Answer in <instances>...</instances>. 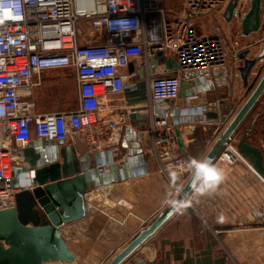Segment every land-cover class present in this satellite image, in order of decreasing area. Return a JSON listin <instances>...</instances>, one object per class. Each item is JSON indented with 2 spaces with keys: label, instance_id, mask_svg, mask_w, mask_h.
<instances>
[{
  "label": "built area",
  "instance_id": "2783aa9c",
  "mask_svg": "<svg viewBox=\"0 0 264 264\" xmlns=\"http://www.w3.org/2000/svg\"><path fill=\"white\" fill-rule=\"evenodd\" d=\"M228 2L181 0L182 11L171 17L161 0H0V209L16 206V193L24 185L16 187L13 181L27 177L24 149L31 140L81 137L96 149L108 134L130 124L134 106L149 114L147 125L139 129L140 139L149 138L150 153L160 160L161 170L191 173L189 160L178 153L171 113L185 71L196 72L192 78L215 89L219 72L241 62L243 45L204 33L195 23ZM156 13L162 18V35L151 39L147 17ZM160 52L175 58L179 70L167 72L163 58L152 64ZM113 59L115 64L108 62ZM161 63L163 69L158 68ZM54 68H69L76 75L78 104L72 110H39L36 88L42 72ZM142 68L146 99L128 103L126 85L140 80ZM128 141L124 134L110 149L126 152ZM218 159L236 162L235 144L227 143ZM97 166L100 171L108 168ZM182 188L178 185L175 194Z\"/></svg>",
  "mask_w": 264,
  "mask_h": 264
},
{
  "label": "crops",
  "instance_id": "0c3cea01",
  "mask_svg": "<svg viewBox=\"0 0 264 264\" xmlns=\"http://www.w3.org/2000/svg\"><path fill=\"white\" fill-rule=\"evenodd\" d=\"M246 2L245 8L249 7V2H240L241 5ZM211 19L213 16L210 13L199 16V30L220 34L228 43H233V36L222 31V28L209 26L208 31L204 27ZM262 20V29L250 36H243L241 26L240 31H236L243 41L242 44L237 43L243 45L244 49L253 48V55L264 50V3ZM161 35L162 32L156 38ZM238 64L241 62L236 63V66L233 64L229 69L228 79H232L234 86L232 95H229L228 86L219 85L213 98L216 100L211 103L214 110L220 109L217 106L219 102L222 110L232 108L226 123L232 119L252 89L244 87L240 77L235 75L234 70ZM158 68L163 69V64L158 65ZM41 77L42 84L36 88L35 93L40 111H68L77 107V81L71 69H47ZM52 85H55L56 92ZM199 95V100L209 96L204 92ZM47 96L52 98V102L46 105L42 99ZM68 97H73V101L66 100ZM175 105L184 109L185 99H176ZM201 115L190 112L180 114L182 121L178 126L186 153H182L180 148L178 153L188 160L204 159L226 125L213 119L204 121ZM187 117L191 120L185 121ZM249 125L253 126V130L248 140L264 148V96L243 123L240 134ZM124 134L123 127L108 134L96 149L81 137L69 138L66 143L74 144L82 154L100 150L108 152ZM231 143L235 144V141ZM150 145L146 136L142 140L145 166L141 168L143 158L138 160L136 155H132L133 175L99 185L87 192L86 216L63 227L65 236L80 239V246L87 250L85 255H78L79 264H108L134 236L173 202L177 196V186H184L192 174L170 175L163 172L160 160L150 153ZM219 155L214 163L224 170L225 178L218 188L202 195L193 189L190 192L191 200L185 204H190L194 211L184 210V205L180 206L132 257L141 256L147 264H264V179L243 158L227 163L218 159ZM125 156V151L117 152L114 160L123 162Z\"/></svg>",
  "mask_w": 264,
  "mask_h": 264
},
{
  "label": "water",
  "instance_id": "95a60500",
  "mask_svg": "<svg viewBox=\"0 0 264 264\" xmlns=\"http://www.w3.org/2000/svg\"><path fill=\"white\" fill-rule=\"evenodd\" d=\"M240 0H229L223 16L228 21L239 13ZM263 0H249V7L241 19L243 36H250L263 27L262 20ZM154 15V14H153ZM153 15L147 17V21ZM156 38V36H155ZM151 39H154L151 36ZM251 49L240 52L241 64L236 67L235 75L240 77L244 87L251 88V92L244 103L237 110L232 119L226 123L230 116V109H212L216 96L215 89L203 84L201 78H192L196 72L187 70L181 80L180 99H185L184 109L175 107L172 110L174 134L178 147L186 153L182 132L178 124L182 121L180 114L190 112L202 114L201 119H213L220 124H226L222 134L209 150L205 158L213 162L227 143L235 141L239 157L246 160L253 169L264 179V148L251 143L248 136L253 126H247L240 134V128L249 117L255 105L264 96V72L257 77L253 75L254 69L260 65V58L264 52L251 55ZM163 58L165 69L172 73L179 70L180 63L173 57L160 52L152 64H157ZM130 72L134 70L133 64L129 66ZM219 72L217 85L228 86L229 95L233 93V81ZM146 70H139L140 80L126 85L128 103L141 102L146 99ZM137 91H135V89ZM194 92L206 93L207 97L199 100V94L192 97ZM215 95V96H214ZM229 100V99H228ZM182 101V100H181ZM180 101V102H181ZM196 105H193V104ZM191 109V110H190ZM142 108L132 107L128 114L130 124L125 127L128 149L123 162L114 160L115 154L96 151L93 153H79L74 144L68 145L65 140H48L35 138L25 147V157L29 161L26 168L27 177L20 181L14 177V185L24 187L16 193V206L0 209V264H47L49 262H66L77 260L78 255H85L86 248L80 246V239H70L64 235L63 227L66 224L82 219L87 214L86 193L108 182L121 180L133 175L131 155H137L138 160L144 157V148L140 139L139 129L148 123V112H141ZM194 119V118H193ZM185 121L191 120L184 118ZM240 134V135H239ZM107 155V158L105 156ZM105 158V159H104ZM98 164H107L105 171H100ZM194 189L192 174L184 184L182 191L177 194L173 202L161 211L150 224L134 236L130 242L117 253L108 264H147L141 256L133 253L178 209L184 205V210L194 211L186 203V196ZM4 241V243H3Z\"/></svg>",
  "mask_w": 264,
  "mask_h": 264
},
{
  "label": "rangeland",
  "instance_id": "374dc122",
  "mask_svg": "<svg viewBox=\"0 0 264 264\" xmlns=\"http://www.w3.org/2000/svg\"><path fill=\"white\" fill-rule=\"evenodd\" d=\"M249 2V0H246ZM264 3V2H263ZM161 4L163 5V7L165 8L166 12L168 15H170L171 17L178 15V13H180L182 11V5H181V0H161ZM247 5V2L244 4H242L239 7V13L231 20V22H228L224 16H223V11L224 8H219L214 10L213 12H211L210 14L213 16V19L210 20V22L205 23L204 27H207L206 29L208 30L209 26H212L214 28H222V31L225 30V32H227L229 35L233 36L231 37L233 42H239V44H242V39H240L239 37V32L240 31V26H241V19L242 16L245 14V12L247 11L248 7L245 8ZM153 19H150L149 21H147V29H148V35L151 38V36L154 37L159 35L161 33V28H162V18L160 17L159 13H156L152 16ZM212 18V17H211ZM196 26L199 27L200 24H198L197 19L195 21ZM228 28V29H226ZM209 31V30H208ZM237 31V32H236ZM227 35V34H226ZM237 35V37H236ZM225 38L227 39V37L225 36ZM52 89L56 92V87L55 85H52ZM73 97H68L66 100L68 101H73ZM42 102H44V104H49L52 102V98L51 97H44L42 99ZM58 100H55V103H57ZM233 103V102H232ZM235 101L233 103V105L235 106ZM39 107V106H38ZM224 125V124H221ZM4 243V241H3ZM79 260H72V261H66V262H49L47 264H79L78 262Z\"/></svg>",
  "mask_w": 264,
  "mask_h": 264
},
{
  "label": "clouds",
  "instance_id": "9594fccd",
  "mask_svg": "<svg viewBox=\"0 0 264 264\" xmlns=\"http://www.w3.org/2000/svg\"><path fill=\"white\" fill-rule=\"evenodd\" d=\"M108 62L116 63L114 59ZM187 168L192 172L196 193L201 195L215 191L225 178L224 170L218 168L211 158H193L188 161Z\"/></svg>",
  "mask_w": 264,
  "mask_h": 264
},
{
  "label": "flooded vegetation",
  "instance_id": "af4514ba",
  "mask_svg": "<svg viewBox=\"0 0 264 264\" xmlns=\"http://www.w3.org/2000/svg\"><path fill=\"white\" fill-rule=\"evenodd\" d=\"M259 32V31H258ZM251 47V46H250ZM248 49H253V48H248ZM253 51V50H252ZM261 52H264V50L263 51H261ZM260 52V53H261ZM258 54V53H257ZM251 55H253V53L251 52ZM254 55H256V54H254ZM260 63H261V66H259L258 65V67L255 69V75H257V77H259L263 72H264V56L263 57H261L260 59ZM263 63V64H262ZM252 88V87H251ZM215 90L216 91H218V87L217 88H215ZM178 99H180V97H178ZM177 99V100H178Z\"/></svg>",
  "mask_w": 264,
  "mask_h": 264
}]
</instances>
